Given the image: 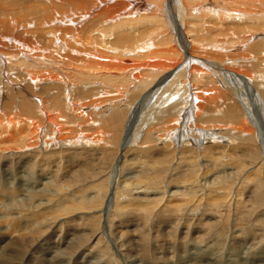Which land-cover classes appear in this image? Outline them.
<instances>
[{
  "label": "rangeland",
  "instance_id": "obj_1",
  "mask_svg": "<svg viewBox=\"0 0 264 264\" xmlns=\"http://www.w3.org/2000/svg\"><path fill=\"white\" fill-rule=\"evenodd\" d=\"M197 1L198 0H193L192 4H195ZM230 1L233 2L235 0H228V1L227 0H224V1L223 0H215V2L213 1L214 5L212 6V9L214 8L215 10L223 9V11H231L232 6L230 4ZM238 1H241V0H238ZM250 2H251V5H250V7L247 6V7H249L248 9H246V7H245V9H243V10H233L232 15L231 16L227 15L226 18H224V15H222L223 19L221 21L223 22V24H222L221 28H215L216 27L215 25H208V26H205V28H204L203 26H201V24L203 22H200L198 20L201 17L200 13H195L194 14L195 16H192V17H190L186 14H183L184 17H181V19H180V12L183 11V5L181 4V0H162L161 9L166 8V5H167L168 9L169 10L172 9V11H173V12L167 11L165 14L166 17L163 16V17H165V19L167 18L169 20V21L167 20V23L172 28L173 35H175L174 28L175 29L178 28L179 23H181V26L179 25V28H178V33H179V41H180V44L182 46L181 47L182 54H185L187 60L188 59L190 60V64H191L190 68L193 67V65H194L195 67H197L199 69V70L195 71V72H197L195 74L196 77H194V75H192V76L189 75V73L186 75H180L182 73V70H180V69H182V68L177 69L175 67L171 70L166 69V70H160L158 72L155 71L154 74L152 75L153 79H145L144 75H142V76H140L139 82H138V80L134 81V79H132L127 83L128 84L127 86L118 85V88H117L118 90H115V88H116L115 84L112 85L110 82H108V83L104 82L99 77H98V79H96V81H94L95 79L91 78L92 73L98 70L94 67H91L93 65L89 64L90 66H87L86 69H84L82 73L81 72L79 73V71H74L71 67L66 68L67 67L66 64L63 63L62 65L65 66L66 69L64 68L65 70L63 72H61L62 78H60V80H61L62 84L59 83V85H61L60 86L61 89H60V91L59 90H53L51 95L56 94V92H62V96L59 95L62 98L63 96H66V95L68 96L69 92L72 91L73 89H74V91H83V90H88V89L90 90L91 89L92 90V93H91L92 97L93 96H98V97L100 96L101 97V98L96 97L97 99L95 97L91 98V96H89L90 98L85 97L84 99H82V98L80 99V96L77 97V99H79V101H77L78 103H76V105H78V106H76L75 104L74 105L76 106L75 107L76 111L80 112V117L84 120H85V118L96 119V117H97L96 122L98 123L97 124L98 126L95 127V125H92L91 126L92 128H85L83 130H77L76 131V128H73V127H76L74 125L75 124L74 119H73L74 115L72 113L65 112L66 109L63 108L62 103L60 104L61 109H59V110L57 109V111H56V109L47 110V114L51 120L50 122L55 123L57 121L55 123L56 126H54V127H53V125L50 126L49 123L46 124V122H44L41 118H39V115L35 110H33L32 115H27L26 112H23L22 110L21 111L16 110L17 108L12 109L13 111L5 109V104H8L11 102L10 96L12 98L16 97V99L19 97V96H17L18 95L17 93L23 94L24 92H26V93H24V95L26 97H28V99L30 101H32L31 100L32 98L35 99L36 97L38 99L40 98L39 100H41L42 97L39 95V92L41 91L42 86L36 87L34 89L35 90L34 94H33L34 97H32V94L29 95L27 93V91L30 93L31 90L28 89V87H26L27 85L23 84V82L21 81V79H23L22 75L26 76L23 74V72L29 73V75L36 73L37 70L39 72L40 70L36 69L34 67L35 66L34 64L39 63V61L37 62L35 59L30 58L29 55H26L30 51V48L28 49V52H27L26 47H23L21 44H18L15 47L13 45L12 40H10L11 39L10 37L14 36L15 33H21V31H22L21 26L26 25L27 21L28 22L32 21L31 20L32 17H30L28 15V11H27L28 8L26 6L28 5V7H30L33 4L31 3V0H0V22L3 24L2 25L0 23V33H1L0 34V36H1L0 37V46H1L0 47V58H2L1 56H3L5 58V59L3 58L4 63L0 64V70L1 69L3 70L2 77L0 78V82L3 83V87H0V114H2V115H0V125H1L0 126V136H1L0 137V153H1L0 157H9V160L14 158V157H28V156L29 157H36V161L38 164L41 161V158H43L42 156H44V157H58V158H61L59 160L61 163H63V164H61V167L66 162L67 157L73 158V160L69 159V162L67 163V165L71 167L70 168L71 173H70V175H68L69 178L67 175L64 177H61V175H60V178L63 181H61V180L58 182L55 181L54 184L49 183L48 189L50 191H48L46 189H43L45 191H43L42 189L39 190L41 192V194H43V195H41L39 191H38L39 193L34 192V191L30 192L29 190H31V189L27 185L30 182V180H32L31 182H33V180L37 178L36 175L39 174L38 168L36 167L37 165L34 166L36 168L31 170L33 172V176L31 173L32 178L30 177L29 179L27 177L23 176V173L21 170L16 169L17 167L14 164L15 162L7 170L3 167H0V179H1L0 180V182H1L0 183V188H1L0 193H2V191L3 192L5 191V192H8L9 194L10 193L13 194L12 196H7L8 198L6 197V194H5V196H3V193L0 196V199H1L0 200L1 201L0 202V208H1V211H0L1 214L0 215H3L4 217L6 215L8 217L7 219H9L13 215H16V216H18L17 217L18 219L21 217L20 220H27L26 217H31L32 216L31 214H33V213L36 214L37 212L38 213L40 212L41 208L37 209V208L32 207V205L34 203H36L37 198H43L45 200H47V199L49 200V205L47 206L48 208L45 209L46 211L44 209L41 210L42 213L44 214L43 216L45 217L46 220H48V219L51 220L53 218L52 217V211L54 210L53 208H54L55 204H58L59 206L57 208H55V210L57 211L58 208L61 207L60 213H62V214H60V213L58 214L59 216L56 217V221L58 223L60 222L59 224L61 227L66 228V227H68L67 225H70L71 223L72 224H75L76 222L78 223V222H80L79 221L80 218H82V219L84 218L85 220H90L89 218H92V216H95V217H93V219L98 221V222H96L98 227L100 229L104 230L106 228V225L104 227L105 223L103 222L105 220V216H106L105 210H107L109 208L108 209L109 214H110V212L112 213V211H114V209L116 208V206L112 205L113 198H114L113 197L114 192L120 193L121 191H119V190L122 187L121 189H124L126 191L129 189L128 190L129 195H127V197L130 199V201L134 200L131 203V204H133V206L129 205V207L126 209V215H128L133 220H136V221L139 220V221L143 222V220L140 216L141 213L139 211V209L144 207L143 205H148L147 206L148 208H151V209L153 208V211H155L156 208L163 207L164 204L168 205V202H171V201L174 202L172 200V198H169L168 196L170 195L171 192L176 190V188H178L179 190H182V193H185V194L189 192L187 190V188L184 189V187H186V185L189 183L187 182V175H185L182 172L183 163H182V161L179 162L176 159V157H180V156L189 157L188 159L193 164H195V163L198 164L199 151H203V149H205V148H211V147L215 148L217 146L216 148H218V150L215 149L216 154H221L223 152V151H221V148L224 149L225 147L226 148L228 147L229 149L230 148L234 149L233 150L234 154H232L231 157H236L235 158L236 162L238 164L244 165V167H242L243 169L241 168L239 171L235 172L232 175V177L226 178L223 175H220L219 177L228 183V186H226V188L230 187V192L232 195L236 194V192L237 193L239 192L240 197H241V194H244L246 199L249 196H251L252 198H250V200H247V205H249V208H251V211L255 212V214H256V215L255 214L254 215L247 214L248 215V218H246L247 221H245L243 224L241 223L237 226H234V224H233L234 219H232L234 212H233L232 206L231 207L229 206L230 212L228 213V216L227 215L225 216V213L222 214L221 217L218 216L216 212H215L216 215L215 214L212 215L208 212L204 213L203 207L204 206L206 207V204H207V207H206L207 209L205 207H204V209L209 210L210 204L213 203V201H212L213 199L211 197L215 198V197H218V195H216V196L212 195L211 196V194H210V196L207 198L204 193H206L208 187H204V189H203V188L197 186L195 189H193L192 192H194L196 194V196L200 197L199 203H197V204L195 203V205L199 204L198 207L195 210L190 209L188 211V209H186L187 205H193L194 203H185L184 202L185 205L182 204V206H185V207L183 208L184 210L181 213L183 219H181L180 216H177V217L179 218V220H178L179 222L180 221L183 222L182 224H179V226H181V227H183V224H184L185 220H187V219H188V223L190 224L191 228H193V229H195L194 228L195 223L205 224V225H203L204 228L197 230L199 232L205 231L204 236H202V233L200 235H197L195 233V236L189 235L188 237H184L183 239L181 236H179V237L175 238L176 240L169 238L170 243L164 242L163 241L164 238L157 237L152 231V230H154V231L156 230L153 228L155 223L157 224V226L159 224L162 225L161 221L163 220V217H160L159 219H157L158 221L155 220V222H149V221H151V220H149L148 221L149 223L146 222V225H145L146 230H145V234L143 235V237H144V241H145L144 244L147 243L148 247L145 246L144 247L145 249L142 247V245H137V242H139V237H137V236H139V235H137L135 233L133 234L132 232H129L128 230H126L128 232H125L123 234L122 239H118L119 237L117 234H114V236H116L114 238V236H112V234L109 233L107 231V228H106L104 230V232H105L103 234L104 236L102 235L97 241H95L94 249L98 252V254L95 251L96 253H95L93 259H91V258L87 259V257H85V256H79L78 258H74L77 261L73 260V263H68V262H66V260H61L58 263H60V264H75L76 262L85 261V260L89 261L90 260V262H91L90 264H115V263L124 264V262H125V264H128V262H126L127 255H125L126 258L122 257V256L118 255V252L116 251V249H118V247L125 246L123 248H126L127 247L126 245L128 244V245H131V247H130L131 250L129 251L130 253L128 252V255H130V256L133 255V256L137 257V259L139 260V262L137 264H147V263L148 264H192L194 262L202 261L205 258L204 254H210L212 259L216 258L220 264H264V235H263L264 234V207L262 205V202L264 201V0H250ZM253 2H255V3H253ZM21 3H22V5H21ZM201 4H203V2ZM148 5L152 6V8H154L156 6V5L154 6L153 0H150ZM169 6H171V8ZM208 6H210V5H208ZM217 6H218V8H217ZM136 7H137V5H136ZM136 7H133L132 11H134V12L136 11L138 13L140 12V15H142L146 18L152 19L153 17H156V16L160 17V18L162 17V15H161L162 13L159 14L158 12H156V13L147 12L149 10L148 7H146V9L141 8L142 10L141 9L139 10V6L137 8ZM191 7H193V5H191ZM22 10L24 11V14L22 13L23 12ZM143 10H145V11L147 10L146 11L147 13ZM1 11H3V12H1ZM15 11H16V13H15ZM169 13L173 14L172 18L167 17V14H169ZM152 14L154 16H152ZM36 15H35L36 17L35 16H33V17L35 18V20H39L41 14H39L40 16L38 14H36ZM140 15L138 14V15L126 16L119 21L109 23L106 26L107 30L104 33V40L106 41L105 43L108 42L110 44L112 41L116 40L114 38H115L118 31L122 32V33L125 32L126 34L130 33V31H128V30L132 31L131 28H133V27H130L129 25H124L123 30H121V27H122L120 25L121 21H125L126 23H133L135 25V27L136 28L139 27V29H141V28L143 29L142 26H147L148 27L147 30H152L153 26L151 25V21L150 20H149V22L142 21V18L139 17ZM23 16H24V18H23ZM211 16H215V15H211ZM194 17H195V19H194ZM215 18H217V17L215 16ZM3 19H5V20H3ZM203 19L205 20L206 18L203 17ZM207 19L209 20V17ZM12 20H14V21L11 22ZM196 20H198V21H196ZM210 20H211V18H210ZM6 22H7V24H6ZM212 22H214V21H212ZM37 23H38V21H37ZM8 25H9V27H8ZM37 26H39V28L37 27V29L35 30V35L40 34V32L42 31V30H40V25L37 24ZM18 27H20V28H18ZM207 27H209V28H207ZM16 29L18 31H16ZM37 30H38V32L39 31L40 32L38 33ZM10 32L12 33L11 36H9ZM144 33H146V32H144ZM188 33L191 34V36ZM194 34H197V36H194ZM7 36L9 38L8 40H6ZM158 36H159V38L157 40L162 42V44L157 47L159 50H161L162 47L168 48V47L174 46V43L166 44L164 42L165 37L163 34H159ZM177 36H175V40L178 39ZM2 38L3 39L5 38V39L3 40ZM27 38L28 37H26L25 39H27ZM134 39L135 38H133V40ZM138 39H139V37H138ZM2 42H4V43H2ZM4 44H5V46H4ZM189 44H192V45L200 44V45H202V47H206L207 53H209L210 55L214 54L215 57L213 59L210 58V55L208 57H199V58H202L203 60H206V61H200L199 58H197V59L192 58L195 56L191 55L188 52L187 49H188ZM243 44H246L247 46H250V47L249 48H246V47L243 48V47H241V46H243ZM254 44L258 45L259 47L257 49H254L253 46H251ZM232 46H234V47L236 46L238 51L233 52L232 50L234 47H232ZM21 47H23L24 50ZM239 49H241V51ZM7 50H9V51H7ZM244 50H246V51H244ZM225 51H230L232 53H239L237 60H233L232 62L229 63V61H225V58L223 57V59H221L222 63L220 64V67L222 70H216L215 68H212L210 66L203 65L204 62L207 63V65L212 64V61H216L220 55H224L223 52H225ZM20 53H22L23 56H25L24 60L21 59L23 56L21 57ZM24 53H26V54H24ZM240 53L243 54L242 58H240ZM18 54L20 56H18ZM45 57L49 58L46 55H45ZM20 60H22L21 62L25 61V64H27V66H29V67H24L22 65H19ZM129 60L131 61V59H129ZM180 60H183V59H180ZM180 60H179V58L177 59V65H181ZM35 61H36V63H33ZM30 63L33 64V65H31V67H30ZM123 63L126 65L130 64L129 61H123ZM41 66L44 69L49 67L48 64H44V63H41ZM10 67H11V69H10ZM32 68L35 70H33ZM190 68H188V71H190ZM140 73H144V72H140ZM232 73H233V75H232ZM74 74H76V75L79 74V75L76 76ZM20 75H21V77H20ZM65 75H67V76H65ZM138 75L139 74L137 73L134 77H136V76L138 77ZM75 76L78 77V79ZM88 76H90V77H88ZM164 76H167L166 80H164L160 86L159 85L155 86L158 79H161ZM84 78H86L85 81H84ZM176 78H178V79H176ZM20 81H21V83H20ZM66 81H67V83H66ZM69 83L71 86L72 85L73 86L71 87L69 85ZM8 84L11 85V87L14 89V91L10 90L11 87H9ZM87 84H88V88H87ZM49 85L52 86V84H49ZM148 85H150V86H148ZM46 86H44V87H46ZM146 86H147V88H145ZM67 87H68V89H67ZM37 88H38V92L36 90ZM69 88H70V90H69ZM124 88H126V89H124ZM167 88H168V92H167ZM81 89H83V90H81ZM1 90H3V91H1ZM7 90H9V91H7ZM65 90H66V93H65ZM68 90H69V92H68ZM120 90L121 91L123 90L124 92L122 91L123 92L122 93ZM135 90H137V91L134 92ZM199 90L207 91L206 95L211 94L214 96V99L211 102L205 103V101L202 100V101H200V103L202 104L203 113H205V114L208 113V111L212 108H214L216 111L220 110V115H218L215 119V121H217L218 123H215V125H211L212 127L207 128V127H204L203 125L201 126L200 124L194 122V118L191 115V117H190L191 120L187 119L188 123H189L188 125L190 127L187 126V120L185 121V123L184 122L182 123L181 118H179V121H177L175 123L176 124L175 128L172 127L173 128L172 129L171 125L170 126H169V124L166 125V126L171 128L170 129L171 131L169 130L171 133L169 132L168 135H163L164 131H161V129L163 128L162 130H165L166 128L164 126H162V124H160V125L158 124L156 126V124H155L156 121L153 122L154 119H156L155 115L157 118L160 115L159 114L160 113L159 110H161L160 107L161 106H163V107L167 106L166 103L163 102L162 100L161 101L156 100L158 95H159L158 98H161L163 95L164 96L162 98H166L167 94H170L169 95V97H170L171 93H173L178 97L179 95L183 96V92L186 91L188 96H190V95L195 96L196 94L199 93ZM15 91H16V93H15ZM100 91L103 92L102 93L103 95L100 94ZM9 92L11 95L9 94ZM139 92H141V93H139ZM157 92H159V93H157ZM95 93L97 95H94ZM13 94H15V95H13ZM87 94H88V92H85L86 96H87ZM83 101L86 103L92 101L93 103L95 102V105L92 104L88 108V107H86V105L82 106L85 104ZM113 103L116 105H113ZM98 104H99V106H98ZM195 104H196V101L194 99L193 105H195ZM79 105H81V107ZM153 106H157L158 108L157 107L154 108ZM82 108H84V109H82ZM229 109H232V112ZM154 111H156V112H154ZM63 112H65V114ZM88 113L90 115H88ZM55 114L57 115V117L55 116ZM53 115L55 116V118H53ZM63 115L65 118L68 116V118H69L68 120H71V121H68L64 117H62ZM76 115H78V114L76 113ZM87 116H89V117H87ZM32 117L34 119H32ZM29 118H31V119H29ZM77 118L79 119V117H77ZM28 119L31 120L30 123L27 122V121H29ZM72 120H73V123H71ZM4 121H8V122H4ZM16 122H17V124H16ZM19 122H22V123H19ZM26 122H27V125H26ZM32 122H34V123H32ZM42 123H44V124H42ZM30 125L31 126L33 125L36 128H34L33 126L30 127ZM69 125H71V126H69ZM6 126H8L7 128H9V129H6ZM42 126H43V128H42ZM194 126H195V128H193ZM38 127H41V131L38 130V134L40 136L38 134H35V131H37L36 129ZM51 127H52V129H51ZM199 127H201V128H199ZM230 127H232L234 129V132H233V130H231V132L227 133L228 131H230L228 129ZM4 129L6 131H4ZM15 129H17V131H14ZM42 129H44V130H42ZM55 129H57V130H55ZM190 129H191V131H190ZM208 129H212L216 133H220V135L217 134L219 139L218 138L216 140H214L212 138H210L208 140L204 139L201 142V144L199 145V148H196L194 144L189 145L193 141L195 144L200 143L199 142L200 141L199 136H197L198 138L196 137L197 139L196 138L194 139V137L196 136L197 132L200 133V131L202 132L203 130H204V132H205V130H206V132H208ZM2 130H3V132H2ZM51 130H53V132ZM27 131H28V133H27ZM75 131H76V133H75ZM98 131H99V133H98ZM189 131H190V134L189 133L188 134L191 136V134L194 133L193 134L194 136L192 135L190 137L187 134V132H189ZM222 132H223V134H222ZM13 133H14V135H13ZM34 136L37 139L34 138ZM157 136L162 137V138H158V140H157ZM163 136H165L166 138ZM29 138H31V139H29ZM1 139H3V140H1ZM34 139H35V141H34ZM228 139L230 140L231 143L229 142ZM41 140H43V141H41ZM224 140H228V141L226 142ZM44 141L46 142V144ZM219 141H221V142H219ZM205 142H207V143H205ZM225 142H226V145L224 144ZM233 144H234V146H232ZM220 145H223L224 148L220 147ZM186 147L189 148L192 153L190 154V152L189 153L187 152V153H183L180 155V152H182L181 150L186 148ZM228 148H227V150H228ZM27 150H29L30 152L29 151L27 152ZM162 150H165V151L162 152ZM227 150L224 149V151H227ZM178 152H179V154H178ZM208 152H210V151H208ZM208 152H206L207 154L205 153L207 155V157L210 155V154L208 155ZM154 153H156V155L158 157H161L160 159L162 160V162H164L162 167L165 168V170L161 171L160 175H154V174L148 175L147 177H145V179L142 180V182L139 183V185H137L139 187H133V186L130 187V185L128 187V186L124 185L125 179L126 180L127 179L132 180V178H134L133 171L128 169L130 167V165L133 163H136V164L139 163V166H140L141 165L140 163H146V162H144L145 158L150 159V160L154 159L155 158ZM165 153H166V155H165ZM121 155H123L124 157H127V156L130 157L131 162L127 165L122 166V164L120 163V160L122 161L123 156L121 157ZM10 157H12V158H10ZM65 157H66V159H65ZM89 157H92V159L94 161L98 160L99 158H102V157H107L106 159H108V163H109V165H111V167H101V169L97 167L98 170L101 171V174L99 176L95 177L94 180H92L90 178H86V177H89V175L86 176V175H83L82 172L76 171L78 169H76L77 167L75 164H73L74 163L73 161H76L77 163H79V162L82 163L83 159L89 158ZM227 157H230V156L226 155V152H225L224 156L219 157V162L220 163H223V162L228 163ZM38 160H40V161H38ZM11 162H12V160H11ZM46 162L47 161L45 160V163ZM91 163H92V161L90 160V165H91ZM94 164H96V161L94 162ZM44 165H46V166L44 167ZM44 165H43V167L45 169L46 168L48 169V167L51 164L48 162ZM154 166H155V164H154ZM227 166L230 167V165H227ZM196 167L198 169L197 175H196V177L192 176L191 179L192 180L195 179L196 183H198V184L202 183L203 182L202 179L208 178V176L214 172L220 171L222 169H223V171H226L227 173L232 171V170L230 171V169L228 167L226 169L225 166L224 167L220 166L221 168L219 166H217V167L215 166L214 169H210V170H206V171L198 168V165H196ZM2 169H4V170H2ZM34 172H35V174H34ZM81 173H82V175H81ZM2 174H3V176H2ZM23 178H24V180H23ZM185 178H186V180H184ZM14 180H15V182H14ZM26 180H27V183H26ZM90 180L94 181V182H90ZM31 182H30V184H31ZM36 185H37V183H36ZM36 185H33V187H36ZM51 185L53 187L54 186L55 187L53 188ZM109 185H110V188L112 189V194H111L112 201H111V205L109 206V204L107 203V207H106V206H104V203L106 204V202L104 201L102 203V201H103L102 197H104V195H105L106 196L105 199L107 198V196L109 194L107 188ZM20 186L22 187V189ZM63 186H64V188H63ZM40 187L42 188V186H39V187L37 186L36 189H38ZM222 187L225 188V186H222ZM256 187H260L259 193H258V190L255 193L256 189H254V188H256ZM169 188L171 190H169ZM114 189H116V190H114ZM9 190H11V191H9ZM223 190L224 189H222V191ZM252 190H253V193H251ZM200 191L203 192V195H201L202 193ZM95 192L101 198V199L98 198L97 202L94 201V198L92 201V197L95 196ZM47 193L49 194V197H48ZM262 193H263L262 199L259 200V197L261 196ZM59 194H61L62 196ZM28 195L30 196V198L28 197ZM24 196L25 197L27 196V197L25 198ZM45 196H46V198H45ZM4 197H5V199H4ZM131 197H132V199H131ZM135 197H137V198H135ZM160 197H162V198H160ZM228 197H230V195ZM57 198L59 200H57ZM61 198H62V201H60ZM64 198H65V200H64ZM66 198H68V199H66ZM152 198H154V199H152ZM29 199H31V200H29ZM99 199H100V201H99ZM244 199L245 198H243V200ZM28 200L30 202H28ZM54 200H56V201H54ZM159 200H160V202L161 201L162 202L160 203ZM32 201H33V203H32ZM51 201H53V202H51ZM193 201H195V199ZM206 201H207V203H205ZM260 201H262V202H260ZM164 202H166V203H164ZM95 203H98V208H97V206H96V208H94ZM137 203H139V206ZM200 203H201V206H200ZM4 204H6V205L4 206ZM101 204H102V207L100 209ZM1 205H3V206H1ZM51 206H52V209L50 210ZM68 206H70V207H68ZM140 206H142V207H140ZM80 207H82V208H80ZM91 207L93 209H90V210L87 209V208H91ZM131 207H133V208H131ZM66 208H67V210H66ZM223 208H224V205L221 207L219 213L222 212ZM74 209H76V211H74ZM64 210H66V212ZM56 211H54V212H56ZM118 211H120V210H118ZM202 211L204 213L203 217H201L202 221L201 220L197 221L198 220L197 218L200 217V213H202ZM9 212L11 213V215ZM44 212H46V213H44ZM48 213L50 216L48 215ZM70 213H72L71 216H70ZM229 214H231V215H229ZM96 215L99 217V219H97L98 217H96ZM204 216L206 218H204ZM215 216H218L219 218L215 217ZM255 216H259L260 219L257 221H254ZM70 218H71V220L68 221ZM84 219H83V222H84ZM64 221H66V222H64ZM5 222H8V220L7 221L4 220V223H1L0 230L5 229L4 228V227H6ZM157 222H159V223H157ZM153 223H154V225H153ZM84 224H85V222H84ZM86 224H87V222H86ZM86 227H88V226H86ZM86 227L84 229L86 232L84 234V236H86V237L88 236V237L87 238L82 237L84 239L81 241L82 244L87 241V239L89 238V236L92 232L89 230L90 227L89 228H86ZM163 227H165V226L157 227V230L161 229ZM188 231H190V228L186 232H188ZM232 231H234L235 235H239V237L242 238V242L238 243L237 245H234L233 247H231L232 245L230 244V241L228 238L231 236ZM240 231H243V232H240ZM248 231H249V235L252 234V235H250V237H248V234H247ZM206 232H208V233L206 234ZM106 234H107V236H106ZM152 234H154V235H152ZM262 235H263V237H262ZM134 236L136 238H134ZM145 236H147V238ZM196 236H198L200 238H197ZM251 236L253 239L254 238L256 239L257 237L261 238V240H259V241H261V243H260V246H258L256 248L257 250H254L255 248L252 249L250 247L251 246L250 241H247V238H251ZM123 237H124V239H123ZM189 237H191V239ZM192 237H195V238H192ZM136 239H138V241ZM107 240H108V242H107ZM128 240H129V242H128ZM119 241L121 244L118 243ZM150 242H151V244H149ZM197 242H199V243H197ZM115 243L118 246H116ZM75 244L76 243H74V245H73L74 247L76 246ZM156 245H157L159 250H156ZM174 245H175V247H173ZM139 246H140V248H139ZM159 246H161V248H159ZM101 247H104L105 249L101 248ZM106 247H107V249H106ZM152 247L154 250L152 249ZM146 250H147V252H146ZM36 251H39V249H37ZM97 256H99L100 258H97ZM101 256H102V258H101ZM202 257H204V258L202 259ZM100 259L104 263H102ZM145 259H147V260H145ZM163 261H165V262H163ZM37 263L39 264V262H37ZM37 263H33V264H37Z\"/></svg>",
  "mask_w": 264,
  "mask_h": 264
},
{
  "label": "bare ground",
  "instance_id": "obj_2",
  "mask_svg": "<svg viewBox=\"0 0 264 264\" xmlns=\"http://www.w3.org/2000/svg\"><path fill=\"white\" fill-rule=\"evenodd\" d=\"M149 1L150 0H31V3L33 5L30 6V7H28V5H27L26 7L28 8V10H27L28 11V15L30 17H32L31 18L32 21H29V22L27 21L26 22V25H23V26L20 25L21 28H22L21 33H15L14 36H11L12 33L10 32L9 33L10 34L9 36H11L10 37L11 38L10 40H12L13 45L15 47H16V45L21 44L23 47H26L27 52H28V49L30 48V51L27 54L26 53H24V54L29 55L30 58L35 59L37 62L39 61V63H36V61L33 62V63H36V64H34L35 65L34 67L36 69H39L40 70L39 72L37 70L36 73L30 74V75H29V73H24L23 72V74L26 75V76H23L22 75L23 79H21V78L20 79L23 82V84H26L27 86L26 85L25 86L28 87V89L31 90L30 93L28 91H27V93L29 95L32 94V97H34V95H33L34 94V91H35L34 89L36 87L42 86L41 91L39 92V95L42 98H41V100H39L40 98L38 99L37 97L35 99L32 98L31 99L33 101L32 102V101H30L28 99V97H26L24 95V93H26V92H24L23 94L17 93L18 94L17 96H19V97L16 99V97L15 98L14 97L12 98L10 96L11 102L8 103V104H5V109L12 110V109H16L17 108L16 110H20V111L22 110L23 112H26L27 115H32L33 114V110H35L38 113L39 118H41L44 122H46V124L49 123L50 126L53 125V127H54V126H56L55 123L57 121L55 123L54 122H50L51 120H50V118H49V116L47 114V110L56 109V111H57V109L58 110L61 109L60 104L62 103L63 104V108L66 109L65 112H69V113H72L74 115L73 119H74V122H75L74 125L76 127H73V128H76V131L77 130H83L85 128H92L91 127L92 125H95V127L98 126L97 125L98 123L96 122L97 117H96V119H93V118H85V120H84V119H82L80 117V112L79 111L77 112L76 109H75V107L78 106V105H76V103H78L77 101H79V99H77V97L80 96V99L81 98L84 99L85 97H89V96H91L92 90L91 89L90 90L89 89L88 90L81 89L83 91H74V89H73L72 91L69 92V90H70V88H69V90H68V92H69L68 96L65 94L66 96H63L61 98L60 96H62V92H56V94L51 95L53 90H59L60 91V89H61L60 86L61 85H59V83H61L60 78H62L61 77L62 76L61 72H63L68 67H71L74 71H79V73L80 72L82 73L83 70L86 69L87 66L93 65L91 67H94V68H96L98 70L92 73V77L91 78L92 79H95L94 81H96V79H98V77H99L104 82H107V83L110 82L112 85L115 84V86H116L115 90H118L117 89L118 88V85L127 86L128 85L127 83L130 80H132V79H134V81H137L138 80V82H139L140 76H142V75H144L145 79H153V76L152 75L154 74L155 71L158 72L160 70H166V69L171 70V69H173L175 67L177 69L182 68V69H180V70H182V73L180 75H186V74L189 73V75H191V76L194 75V77H196L195 74L197 72H195V71H197L199 69L197 67H195L194 65H193V67L190 68V66H191L190 60L189 59L187 60L186 55L185 54H182V49H181L182 46H181L180 41H179V33H178V28H179V25L181 26V23H179L178 28L175 29L173 27L174 28V31H175V35H173V32H172L173 30H172V28L167 23V20L168 19L167 18L165 19L166 12L167 11L168 12L169 11H172V9L169 10L168 7H167V5H166V8L161 9V5H162L161 2H162V0H153L154 6L155 5L156 6L154 8H152V6L148 5ZM192 1L193 0H181V4L183 5V11L180 12V19H181V17H184L183 14H186V15L192 17V16H195L194 15L195 13H200L201 14V17L198 20L200 22H203L201 24V26H203L204 28H205V26H208V25H215L216 26L215 28H221L222 27V24H223V22L221 21L223 19L222 15H224V18H226L227 15L228 16H231L232 15L233 10H243V9H245V7H246V9H248L250 7V5H251L250 0H246V1L245 0H241V1L235 0L233 2L230 1V4L232 6V7L230 6L232 8L231 11H223V9H221V10L220 9L215 10L214 8L212 9V6L214 5L213 1L215 2V0H198L195 4H192ZM202 2H203V4H201ZM253 3H255V2H253ZM21 5H22V3H21ZM136 5H137V7L139 6V10L141 8H145L146 9V7H148L149 10L148 11L146 10L147 12H151V13L158 12L159 14L162 13L161 14L162 17L160 18V17H157L156 16V17H153L152 19L146 18V17L140 15V12L138 13L136 11L135 12L132 11L133 7H136ZM191 5H193V7H191ZM208 5H210V6H208ZM247 6H249V7H247ZM169 7L171 8V6H169ZM217 8H218V6H217ZM143 11H145V10H143ZM1 12H3V11H1ZM15 13H16V11H15ZM22 13L24 14V11ZM36 14H38V15L41 14V16L39 15L40 16L39 20H35V18L33 17ZM138 14L140 15L139 17L142 18V21H144V22H149V20L151 21V25L153 26V29L152 30H147V28H148L147 26H142L143 29L141 27H140L141 29H139V27L136 28L133 23H126L125 21H121L120 22V25L122 26L121 27V30H123V26L124 25H129L130 27H133V28H131L132 31L131 30H128V31H130V33H128V34H126L124 31L123 32L125 34L118 31L117 34H116V36H115V38H114L116 40L112 41L110 44L108 42L105 43L106 41L104 40V33L106 32V30H107L106 29V26L109 23H113V22L119 21V20H121L122 18H124L126 16H132V15H138ZM172 15H173L172 13H169V14H167V17L168 18H172ZM211 15H215L217 18H215V16H211ZM152 16H154V15L152 14ZM163 16H165V17H163ZM203 17L206 18V19L204 20ZM208 17H209V20L207 19ZM23 18H24V16H23ZM210 18H211V20H210ZM194 19H195V17H194ZM3 20H5V19H3ZM198 20H196V21H198ZM13 21L14 20H12L11 22H13ZM37 21H38V23H37ZM212 21H214V22H212ZM6 24H7V22H6ZM37 24L40 25V30H42V31L41 32L39 31L40 34H38L39 32L37 30V32H38L37 34L38 35H35V30L37 29V27L39 28V26H37ZM9 25H8V27H9ZM18 28H20V27H18ZM207 28H209V27H207ZM16 31H18V30L16 29ZM143 31L146 32V33H144ZM159 34H163L164 35V37H165L164 42L166 44L174 43V46L173 47H168V48L162 47L161 50H159L157 47L162 44L161 41L157 40L159 38V36H158ZM189 35L191 36V34H189ZM175 36L178 37L177 40H175ZM194 36H197V34H194ZM26 37H28V38L25 39ZM138 37H139V39H138ZM133 38H135V39L133 40ZM8 39L9 38L7 36L6 40H8ZM4 42H2V43H4ZM4 46H5V44H4ZM251 46H253L254 49H257L259 47L258 45H255V44L254 45H251ZM23 47H21V48L23 49ZM232 47H234V46H232ZM241 47H243V48L244 47L249 48L250 46H247L246 44H243V46H241ZM241 49H239V50L241 51ZM187 50H188V52L191 55L195 56V57H192V58H195V59H197L199 57H208L210 55L209 53H207L206 47H202V45H200V44H195V45L189 44ZM7 51H9V50H7ZM232 51L233 52L234 51H238L237 47L235 46ZM244 51H246V50H244ZM223 53H224V55H220L216 61H212V64L207 65V63L204 62L203 65L210 66L212 68H215L216 70H222L221 67H220V64L222 63L221 62V59H223V57L225 58V61H229V63H230L233 60H237V57L239 56V53H232L230 51H225ZM42 54L43 55L45 54L49 58H46L45 55L43 56ZM20 55H21V57L23 56L22 53H20ZM20 55L18 54V56H20ZM1 57L2 58H0V64H3L4 63V61H3V58L4 57L3 56H1ZM24 57L25 56H23L21 59L24 60ZM214 57H215L214 54L210 55V58L211 59H213ZM242 57H243V54L240 53V58H242ZM178 58H179V60L180 59H183V60H180L181 65H177V59ZM129 59H131V61ZM199 60L200 61H206V60H203L202 58H199ZM21 61L22 60H20V64L19 65H22L24 67H29V66H27V64H25V61H23V62H21ZM123 61H129L130 64L129 65H126V64L123 63ZM40 62L41 63H44V64H48L49 67L46 68V69H44L41 66V63ZM63 63L66 64V66H67L66 68H65V66L62 65ZM31 65H33V64L30 63V67H31ZM188 68H190V71H188ZM10 69H11V67H10ZM33 70H35V69H33ZM140 72H144V73H140ZM137 73L139 74L138 75L139 78L137 76L134 77ZM2 74H3V70L1 69L0 70V78L2 77ZM74 75H76V74H74ZM78 75H76V76H78ZM232 75H233V73H232ZM65 76H67V75H65ZM20 77H21V75H20ZM88 77H90V76H88ZM76 78L78 79V77H76ZM166 78H167V76H164L161 79H158V81L155 84V86H158V85L160 86L161 83H163V81L166 80ZM176 79H178V78H176ZM85 80H86V78H84V81ZM21 81H20V83H21ZM66 83H67V81H66ZM49 84H52V86L49 85ZM69 85H70V83H69ZM8 86L11 87V85H9V84H8ZM44 86H46V87H44ZM148 86H150V85H148ZM0 87H3V83L2 82H0ZM87 88H88V84H87ZM126 88H124V89H126ZM145 88H147V86ZM67 89H68V87H67ZM10 90H13L14 91V89L12 87L10 88ZM36 90L38 92V88ZM1 91H3V90H1ZM7 91H9V90H7ZM136 91L137 90H135L134 92H136ZM85 92H88L87 96L85 95ZM141 92H139V93H141ZM167 92H168V88H167ZM15 93H16V91H15ZM65 93H66V90H65ZM102 93L103 92L100 91V94H102ZM157 93H159V92H157ZM206 93H207V91L199 90V93L196 94L195 96H193V95L188 96V94L186 93V91H184L183 92V96L182 95H179L177 97L175 94L171 93V96L169 97L170 94H167V97L166 98H162L164 95L161 98H158L159 95L157 94L158 97H157L156 100H159V101L162 100L163 102L166 103L167 106L166 107H163V106L160 107L161 108V110H159L160 111V113H159L160 115L158 116V118L155 115V118L156 119H154L153 122L156 121V123H155L156 126L158 124L159 125L162 124V126H164L166 128L165 130H162L163 128L161 129V131H164L163 132V135H168L169 132L171 131L170 129L172 127L175 128V125H176L175 123L177 121H179V118H181V122L182 123L183 122L185 123V121L187 119L191 120V118H190L191 115L194 118V122L200 124L201 126L203 125L204 127H207V128L212 127L211 125H215V123H218L217 121H215V119H216V117L218 115H220V110H217L216 111L214 108H212V109H210L208 111V113H206V114L203 113V107H202V104L200 103V101L204 100L205 103H208V102H211L214 99V96L213 95H211V94L206 95ZM9 94H10V92H9ZM13 95H15V94H13ZM94 95H97V94L95 93ZM94 97L96 98L98 96H93V97L91 96V98H94ZM194 99L196 101V104L195 105H193ZM84 103L85 104L82 105V106H85L86 105V107H88V108L92 104L95 105V102L93 103L92 101L91 102H87V103L84 102ZM113 105H116V104L113 103ZM79 106L81 107V105H79ZM98 106H99V104H98ZM153 107L155 108L157 106H153ZM82 109H84V108H82ZM229 110L232 112V109H229ZM65 112H63V113L65 114ZM154 112H156V111H154ZM76 113L79 116L76 115ZM56 114H55V116L57 117ZM0 115H2V114H0ZM88 115H90V114L88 113ZM55 116L53 115V118H55ZM76 116L79 117V119ZM33 117H32V119H34ZM62 117H64V115ZM87 117H89V116H87ZM29 119H31V118H29ZM65 119L68 120L69 119L68 116ZM30 121L31 120H29L27 122L30 123ZM68 121H71V120H68ZM4 122H8V121H4ZM27 122H26V125H27ZM19 123H22V122H19ZM32 123H34V122H32ZM71 123H73V120H72ZM16 124H17V122H16ZM42 124H44V123H42ZM167 124H169V126L171 125V128L168 127V126H166ZM188 124L189 123H188V120H187V126H189ZM32 126L30 125V127H32ZM69 126H71V125H69ZM195 126L193 128H195ZM7 127L8 126H6V129H9ZM34 128H36V127H34ZM42 128H43V126H42ZM199 128H201V127H199ZM51 129H52V127H51ZM212 129H208V132H206V130H205V132H204V130L202 132L199 130L200 133L197 132V134L194 137V139L197 136H199V138H200V141L199 142L200 143L195 144L194 141H193L189 145H193L194 144L196 148H199V145L201 144V142L204 139H207L208 140V139L212 138V139L216 140L218 138L217 134L220 135V133H216ZM228 129L230 131H228L227 133L231 132V130H233V132H234V129L232 127L228 128ZM36 130L37 131H35V134H38V130L41 131V127H38ZM42 130H44V129H42ZM55 130H57V129H55ZM4 131H6V130L4 129ZM14 131H17V129H15ZM51 131L53 132V130H51ZM76 131H75V133H76ZM190 131H191V129H190ZM190 131L187 132V134L188 133L190 134ZM2 132H3V130H2ZM27 133H28V131H27ZM98 133H99V131H98ZM193 134H191V136ZM222 134H223V132H222ZM13 135H14V133H13ZM163 137H165V136H163ZM34 138H36V137L34 136ZM158 138H162V137L157 136V140H158ZM29 139H31V138H29ZM1 140H3V139H1ZM228 140H224V141L227 142ZM34 141H35V139H34ZM41 141H43V140H41ZM219 142H221V141H219ZM226 142L224 143L225 145H226ZM229 142H230V140H229ZM205 143H207V142H205ZM45 144H46V142H45ZM223 145H220V147H223ZM232 146H234V144ZM216 147L215 148L214 147L213 148L212 147L211 148H205V149H203V151H199L198 164H196V163L193 164L188 159L189 157H182V156L176 157V159L179 162L182 161V163H183L182 172L185 175H187V182L189 183V184L186 185V187H184V189L187 188V190L189 191L188 192L189 194L188 193H186V194L185 193H182V190H179L178 188H176V190H174L173 192H171L170 195L168 196L169 198H172V200L174 202H172V201L171 202H168V205H165L164 204L163 207H158V208H156L155 211H153V208L152 209L151 208H148L147 207L148 205H143L144 207L140 206L142 208L139 209V211L141 213L140 216H141L143 222H141L139 220H137V221L136 220H133L128 215H126V209L129 207V205H132L133 206V204H131V203L134 200L133 201H130V199L127 197V195H129L128 194L129 193L128 192L129 189L127 188L128 190L126 191L124 189H121L122 188L121 187L120 190H119V191H121L120 193L114 192V196H113L114 198H113V202H112V205L116 206V208L114 207L115 208L114 211H112V213L110 212V214H109V210H108L109 208L107 210H105L106 211V216H105V220L103 221L105 223L104 224V227L106 225L107 231L109 233H111L112 236H114V234H117L118 237H119L118 239H122L123 234L125 232H128V231L129 232H132L133 234L135 233V234L139 235V236H137V237H139V242H137V245H142L143 248L145 246L148 247L147 246L148 245L147 243L144 244L145 241H144V237H143V235L145 234V230H146V227H145L146 222H148L149 220H151L149 222H155V220L159 219L160 217H163V220L161 221L162 222V225L159 224L157 226L156 223H155V225L153 223V225H154L153 228L156 229V230L155 231L152 230V231H153V233L157 237L164 238V240H163L164 242L170 243L169 242L170 241L169 238L175 239L176 237H179V236H181L182 239L184 237H188L189 235H194L195 236V233L197 235H200L202 233V236H204L205 231L204 232H199L197 230H200V229L204 228L203 225H205V224L195 223V225H194L195 226L194 227L195 229H193V228H191L190 224L188 223V219H187V220H185V222L183 224V227H181V226H179V224H182L183 222H181V221L179 222L178 221L179 218L177 217V216H180L181 219H183L181 213L183 212V210H184L183 208L185 207V206H182V204H184V202L185 203H194L193 205H187L188 208L186 207V209H188V211L190 209L191 210L192 209L195 210L198 207L199 204L198 205H195V203L196 204L199 203L200 197L196 196V194L194 192H192L193 189H195L197 186L198 187H201L203 189H204V187H208L207 188V191L205 190L206 193H204L207 198L210 196V194H211V196L212 195L213 196L214 195L215 196L218 195V197H215V198L211 197L213 199L212 200L213 203L210 204V209L209 210H206L207 209L206 208L207 207V204H206V207L204 206L206 209H204V207H203L204 213L208 212V213L214 215L215 212H216L217 215L220 216V217L222 216V214L225 213V216L226 215L228 216V213L230 212L229 211L230 210L229 209V206L230 207L232 206L233 207V212H234L233 213V217H232V219H234L233 220L234 226H237V225H239L241 223L243 224L245 221H247V219H246V218H248V215L247 214H249V215H254L255 214V212L251 211V208H249V205H247V200H250V198H252V197L249 196L246 199V197L244 196V194H241V197L243 196L241 198L239 192H238L239 194L236 192V194L232 195L231 192H230V187L229 188H226V186H228V183L226 181L222 180L219 176L220 175H223L226 178L227 177H232V175L235 172L239 171L242 167H244V165L238 164L236 162V160H235L236 157H231L232 154H234L233 153V150H234L233 148H230L229 149L227 147L228 148V150H227L226 147L225 148L223 147L227 151H224V149L221 148V151H223V152L221 154H216L215 149L218 150V148H216ZM28 151L29 150H27V152ZM163 151H165V150H162V152ZM181 151L182 152H180V155L183 154V153H187V152L188 153L190 152V154L192 153L190 151V149L187 148V147L184 148V149H182ZM208 151H210V152H208ZM206 152H208V155L210 154L208 157L206 155L207 154ZM225 152H226V155H229L230 156V157H227L228 163L227 162L220 163L219 162V157L224 156L225 155ZM166 153H165V155H166ZM154 154H155V156H154L155 158L154 159L150 160V159L145 158V161L144 160L143 161L146 162V163H140L143 167L141 165L139 166V163L138 164L133 163V164L130 165V167L128 169H130L131 171H133L134 178H132V180H128V179L127 180L125 179V181L123 180L124 181V185H126L128 187H129V185H130V187L131 186H133V187H139L137 185H139V183L142 182V180L145 179V177H147L148 175H150V174L160 175L161 174L160 172L165 170V168L162 167V165H163L164 162H162V160L160 159L161 157H158L156 155V153H154ZM178 154H179V152H178ZM122 156L123 155H121V157ZM42 157L43 158H41V161L38 160V161H40L39 164L36 161V157H29V156L28 157H14V158L10 157V158H12L10 160H9V157H0V167H3V168H5L7 170L15 162L14 164L17 167L16 169L17 170H21L22 173H23V176L24 177H27L28 179L30 177L32 178V176H33V172L31 170L37 167L39 174L36 175L37 178L34 179L33 182H31L32 180H30L31 184H30V182L27 184L30 187V189H31L29 191L30 192L31 191L38 192L41 189L42 190L43 189H46V190L50 191L48 189L49 183H53L54 184L55 181H57V182L60 181L61 180L60 175H61V177H64L66 175L67 176L70 175V173H71V169L70 168L71 167L68 166L67 163L69 162V159H72L73 160V158L67 157V159H66V157H65L66 162L61 167V164H63L59 160L61 158H58V157H44V156H42ZM89 158L83 159L82 160V163H80V162L77 163L76 161H73L74 162L73 164H75L76 167H77L76 169H78L76 171H80V172L83 173V175H86V176L89 175V177H86V178H90V179L94 180L95 177H97V176H99L101 174V171L98 170V168L101 169V167H111V165H109V163H108V159H106L107 157H102V158H99L98 160H95L96 161V164H94L95 161L92 159V157H89ZM44 159L47 161L46 163L49 162L51 164L48 167V169L47 168L46 169L44 168L46 166V165H44V164H46ZM11 160H12V162H11ZM90 160L92 161L91 165H90ZM130 162H131V159L128 156L127 157H124L123 156L122 157V161L120 160V163L122 164V166L123 165H127ZM154 164H155V166H154ZM35 165H37V166L34 167ZM43 165H44V167H43ZM196 165H198V168H200L201 170H205V171L206 170H210V169H214L215 166L216 167L217 166H219V167L220 166H223V167L225 166L226 169H227V167H228L227 165H230V167H228V168L230 169V171L231 170L232 171L229 172V173H227L226 171H223V169H222V170H220L221 172L220 171L214 172L211 175H209L208 178L202 179L203 182L201 181L202 183H199L198 184V183H196V180L195 179H193V180L191 179L192 176L193 177H196V175H197L198 169H197ZM2 170H4V169H2ZM31 173H32V176H31ZM82 173H81V175H82ZM34 174H35V172H34ZM2 176H3V174H2ZM68 178H69V176H68ZM23 180H24V178H23ZM27 180H26V183H27ZM184 180H186V178ZM61 181H63V180H61ZM14 182H15V180H14ZM90 182H94V181H91L90 180ZM36 183H37V185H36ZM33 185H36V187L37 186L38 187L39 186H42V188L40 187V188L36 189V187H33ZM64 186H63V188H64ZM222 186H225V188H223ZM21 189H22V187H21ZM107 189H108V192H109L107 198L105 199V197H106L105 195H104V197H102V200H103L102 203L105 201L106 204L104 203V206H106V207H107V203L110 206L111 205V201H112V197H111L112 189L110 188V185L108 186ZM222 189H224V190L222 191ZM254 189H256L255 190V193L257 192V190H258V193L260 192V187H256ZM114 190H116V189H114ZM169 190H171V189L169 188ZM9 191H11V190H9ZM43 191H45V190H43ZM2 193H3V196H5V194H6V197L13 195L12 193L9 194L8 192H5V191L4 192L2 191ZM2 193H0V196L2 195ZM201 193L200 194L203 195V192H201ZM251 193H253V190L251 191ZM40 194H41V192H40ZM41 195H43V194H41ZM59 195H61V194H59ZM229 195H230V197H228ZM262 196H263V193L259 197V200L262 199ZM28 197L30 198L29 195H28ZM48 197H49V194H48ZM45 198H46V196H45ZM62 198H61L60 201H62ZM93 198H94V201L97 202V200H98V198H100V196L97 195V193L95 192V196L92 197V201H93ZM135 198H137V197H135ZM160 198H162V197H160ZM243 198H245V199L243 200ZM4 199H5V197H4ZM66 199H68V198H66ZM100 199H99V201H100ZM131 199H132V197H131ZM152 199H154V198H152ZM194 199H195V201H193ZM29 200H31V199H29ZM29 200H28V202H30ZM57 200H59V199L57 198ZM64 200H65V198H64ZM54 201H56V200H54ZM51 202H53V201H51ZM159 202H160V200H159ZM260 202H262V201H260ZM32 203H33V201H32ZM164 203H166V202H164ZM205 203H207V201ZM137 204L139 206V203H137ZM5 205L6 204H4V206ZM48 205H49V200L48 199L45 200L43 198H37L36 199V203H34L32 205V207L37 208V209L38 208H41V210H43V209L45 210V209L48 208L47 207ZM223 205H224V208H223L222 212L219 213V211H220V209H221V207ZM262 205L264 207V201L262 202ZM1 206H3V205H1ZM58 206H59L58 204H55V206L53 208L54 210L52 211V217L53 218L51 220H49V219L46 220L45 217L43 216L44 214L42 213L41 210H40L39 213L37 212L36 214H34V213L31 214L32 215L31 217H26L27 220H20L21 217L18 219L17 218L18 216H16V215L11 216L9 219H7L8 217L6 215H5V217L3 215H0V225H1V223H4V220L5 221L8 220V222H5V226H6V227H4L5 229L4 230L3 229L0 230V264H33V263H37V262H39V264H57L61 260H66V262H68V263H73V260H76L74 258H78L79 256H85V257H87V259L88 258L93 259L95 253L97 252L94 249L95 241H97L105 233L104 230L106 228L104 230H102V229H100L98 227V225L96 223L98 221H96L95 219H93V217H95V216H92V218H89L90 220H85L83 218L85 224L83 222V219L80 218V220H79L80 222H78V223L77 222L75 224H72L71 223L70 225H67L68 227H66V228L61 227L60 224H59L60 222L58 223L56 221V217L59 216L58 214L61 212V210H60L61 207L58 208L57 211L55 210V208H57ZM96 206L98 208V203H95V207L94 208H96ZM200 206H201V203H200ZM68 207H70V206H68ZM101 207H102V204L100 205V209H101ZM80 208H82V207H80ZM131 208H133V207H131ZM51 209H52V206H51L50 210ZM87 209L90 210V209H93V208L91 207V208H87ZM66 210H67V208H66ZM66 210H64V211L66 212ZM118 210H120V211H118ZM0 211H1V208H0ZM54 211H56V212H54ZM74 211H76V209H74ZM203 211H202V213H200V217L197 218L198 219L197 221H200L201 220V217H203V215H204ZM44 213H46V212H44ZM60 214H62V213H60ZM71 214L72 213H70V216H71ZM10 215H11V213H10ZM48 215H49V213H48ZM229 215H231V214H229ZM218 216H215V217H218ZM96 217H98V216L96 215ZM204 218H206V217L204 216ZM97 219H99V217ZM259 219H260L259 216H255L254 221H257ZM70 220H71V218L68 221H70ZM64 222H66V221H64ZM86 222H87V224H86ZM157 223H159V222H157ZM85 225L88 226V227H86ZM156 226L157 227L165 226V227L157 230V227ZM85 227L86 228H89L90 227L89 230L92 231V232H91L89 238L87 239V241L82 244L81 241L84 240L82 237H86V236H84V234L86 233L85 230H84ZM189 228H190V231L186 232ZM126 230H128V231H126ZM240 232H243V231H240ZM207 233L208 232H206V234ZM154 234H152V235H154ZM247 234H248V237H250V235H252V234L249 235V231L247 232ZM263 235H262V237H263ZM106 236H107V234H106ZM115 237L116 236H114V238ZM145 237L147 238V236H145ZM196 237L197 238H200L198 236H196ZM134 238H136V237L134 236ZM189 238L191 239V237H189ZM192 238H195V237H192ZM228 238H229L230 244L232 245L231 247H233L234 245H237L238 243L242 242V238L239 237V235H235L234 234V231L231 232V236L228 237ZM251 238H252V236H251ZM251 238H247V241H250V243H251V246L250 247L252 249L255 248L254 250H257L256 248L258 246H260L261 241H259V240H261V238L260 237H257L256 239L255 238L254 239L253 238L251 239ZM123 239H124V237H123ZM136 240L138 241V239H136ZM107 242H108V240H107ZM128 242H129V240H128ZM74 243H76L75 244L76 245L75 247L73 246ZM118 243H120V241ZM197 243H199V242H197ZM149 244H151V242ZM115 245H116V243H115ZM116 246H118V245H116ZM126 246H127L126 248H123L125 246H121V247H118V249H116V251L118 252V255H120L122 257H125V255H127L126 262H128V264H137L139 262V260L137 259V257H135L133 255L132 256L128 255V252L131 250V248H130L131 245H128L127 244ZM173 247H175V245ZM101 248H104V247H101ZM139 248H140V246H139ZM159 248H161V246H159ZM37 249H39V251H36ZM106 249H107V247H106ZM152 249H153V247H152ZM156 250H159L158 247H157V245H156ZM146 252H147V250H146ZM97 254H98V252H97ZM204 255H205V258L202 257V259L204 258L202 261L194 262L192 264H220L216 258L215 259H212V257L210 256V254H204ZM97 258H100V257L97 256ZM101 258H102V256H101ZM145 260H147V259H145ZM101 262H102V260H101ZM163 262H165V261H163ZM90 263H91L90 260L89 261H86L85 260V261L76 262L75 264H90ZM102 263H104V262H102ZM58 264H60V263H58ZM115 264H117V263H115ZM124 264H125V262H124Z\"/></svg>",
  "mask_w": 264,
  "mask_h": 264
}]
</instances>
